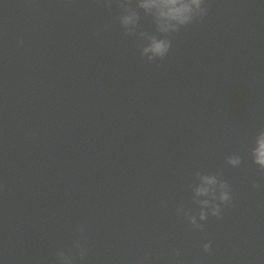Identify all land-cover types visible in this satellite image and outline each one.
Instances as JSON below:
<instances>
[{"label":"water","instance_id":"water-1","mask_svg":"<svg viewBox=\"0 0 264 264\" xmlns=\"http://www.w3.org/2000/svg\"><path fill=\"white\" fill-rule=\"evenodd\" d=\"M118 11L115 0L111 12L104 0H0V196L148 63Z\"/></svg>","mask_w":264,"mask_h":264},{"label":"clouds","instance_id":"clouds-1","mask_svg":"<svg viewBox=\"0 0 264 264\" xmlns=\"http://www.w3.org/2000/svg\"><path fill=\"white\" fill-rule=\"evenodd\" d=\"M113 2L114 0H104L106 11H112ZM115 3L119 10L116 20L123 30V35L137 37L141 41L138 44L140 56L146 58L149 63L163 60L172 47L171 37L179 33L182 28L202 20L209 10L205 0H136L135 7L133 0H115ZM138 9L142 10L145 16L152 18L155 32L140 30L141 15ZM156 66L160 67L159 64ZM250 155L252 162L264 173V128H261L255 136ZM226 163L238 167L242 163V158L239 155H230L226 158ZM222 177V169L214 173L195 172L194 181L189 187L193 193L192 202L199 207V212L197 214L187 212L182 205L177 208V212L182 213L194 229L202 230L204 225L199 221H206L209 216L222 218L221 206L231 205L232 190ZM252 187L259 188L261 185L253 181ZM79 231L83 233L84 228L81 227ZM73 247L78 250L79 259L85 260L88 248L81 243V240L75 241ZM202 248L205 253L210 252L212 242L204 243ZM179 254V250L174 252L175 256ZM155 259L159 260V257ZM152 260L151 254H145L140 264H151ZM56 264H74V257L60 250L56 253Z\"/></svg>","mask_w":264,"mask_h":264}]
</instances>
